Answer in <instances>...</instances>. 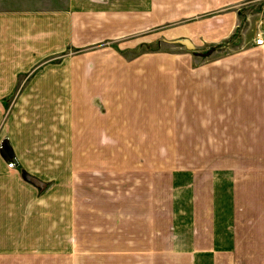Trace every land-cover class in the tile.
Masks as SVG:
<instances>
[{"label":"crops","instance_id":"obj_1","mask_svg":"<svg viewBox=\"0 0 264 264\" xmlns=\"http://www.w3.org/2000/svg\"><path fill=\"white\" fill-rule=\"evenodd\" d=\"M260 2L0 0V91L9 59L77 48L21 93L64 118L23 134L55 152L0 157V264H264ZM45 168L59 195L27 203Z\"/></svg>","mask_w":264,"mask_h":264},{"label":"rangeland","instance_id":"obj_2","mask_svg":"<svg viewBox=\"0 0 264 264\" xmlns=\"http://www.w3.org/2000/svg\"><path fill=\"white\" fill-rule=\"evenodd\" d=\"M260 5L263 11L264 0H261ZM76 53V47L74 48L66 44L63 48L55 49L47 55H42L40 51H37L35 58H32L33 60L31 61H29L30 59H22L23 55L21 56L22 60L11 58L9 61L20 63L3 66L5 70L4 75L6 77L4 79L8 80L5 81V83L11 86L10 90L4 89V91H0V149L2 142L6 141L12 153V158L8 160H4L0 155L7 167L11 169L16 168L18 166V160L21 161V159L26 158L29 153L44 154L50 152L51 148L54 152L56 151L57 146L45 147L37 145V140L35 138L26 140L23 134L29 132L30 135L34 137L38 132L43 134L47 128H52L51 131L59 135V137H53L52 141H60L61 119L64 118L60 108L61 101L63 100L60 93H57L56 96L50 95L49 97H42V95H39L36 91L37 95L30 98L21 97V93L27 94V90L34 87L33 81L37 79L36 77L42 75L59 77L61 74H67L73 68L72 63L75 64ZM7 54H9V51H7ZM22 62L27 64H23ZM29 101H32V103L28 104ZM37 138L44 143L47 141L50 142L46 137L44 138L38 135ZM72 148L76 149L74 146H72ZM57 153H59V151ZM12 160L13 162L11 163ZM38 163L42 166L46 164L38 161L36 163L31 162L30 164L34 166V164L37 165ZM56 164L59 163H53V165ZM22 165L20 164L18 168H26L24 163H22ZM55 168L56 167H54V169ZM46 171L47 168L42 170L41 173L34 172V175H38V177L24 175V178L36 188V194L32 191L33 195L23 192L22 197L27 200V203L29 199L33 201L35 196L37 201L43 202L50 196L55 198L59 195V190L53 194H51L49 190L47 192H41L45 186L50 187L51 185L55 189L56 185L59 183V178H57L55 174L54 176H46L49 178L46 179L43 175ZM49 171H51V169ZM21 173L22 175L24 174L22 171ZM41 174L43 176H41ZM216 229H219V226H217ZM37 244L43 245V243Z\"/></svg>","mask_w":264,"mask_h":264},{"label":"water","instance_id":"obj_3","mask_svg":"<svg viewBox=\"0 0 264 264\" xmlns=\"http://www.w3.org/2000/svg\"><path fill=\"white\" fill-rule=\"evenodd\" d=\"M177 43L182 44L185 47V49H187V50H192L193 49L192 45L189 42L180 41V42H177ZM0 155L2 156V158L4 160H8V159L12 158L11 150H10V148H9V146H8L6 141H3L2 144H1ZM12 162H13V160L11 161V163Z\"/></svg>","mask_w":264,"mask_h":264},{"label":"built area","instance_id":"obj_4","mask_svg":"<svg viewBox=\"0 0 264 264\" xmlns=\"http://www.w3.org/2000/svg\"><path fill=\"white\" fill-rule=\"evenodd\" d=\"M253 45L264 53V19L259 24V29L253 39Z\"/></svg>","mask_w":264,"mask_h":264}]
</instances>
